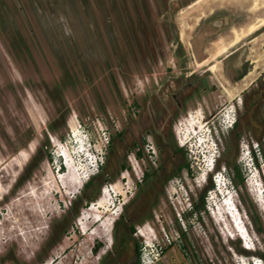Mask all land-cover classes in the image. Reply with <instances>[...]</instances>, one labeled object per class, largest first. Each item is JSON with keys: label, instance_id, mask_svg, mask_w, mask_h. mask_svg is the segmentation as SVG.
Instances as JSON below:
<instances>
[{"label": "rangeland", "instance_id": "374dc122", "mask_svg": "<svg viewBox=\"0 0 264 264\" xmlns=\"http://www.w3.org/2000/svg\"><path fill=\"white\" fill-rule=\"evenodd\" d=\"M196 1L0 0V264L133 262V244L123 246L114 224L147 167L145 155L139 167L133 158L155 131L145 113L150 101L161 106L166 83L191 72L202 79L201 98L190 117L173 122L190 171L165 180L135 222L129 236L140 247L138 264L262 258L264 118L243 107L264 70V26L219 55L215 44L227 46L235 30L264 15V3L205 0L187 8ZM258 6L263 11L252 14ZM225 90H233L231 100ZM229 116L231 127H221ZM247 149L252 156L243 159ZM208 158L216 159L213 171ZM222 165L229 198H217L213 184ZM89 178L94 191L84 188ZM98 202L116 215L108 232L100 221L109 211L99 209L100 221L88 217ZM244 230L252 249L243 247Z\"/></svg>", "mask_w": 264, "mask_h": 264}, {"label": "flooded vegetation", "instance_id": "af4514ba", "mask_svg": "<svg viewBox=\"0 0 264 264\" xmlns=\"http://www.w3.org/2000/svg\"><path fill=\"white\" fill-rule=\"evenodd\" d=\"M192 73L177 77L176 80L170 82V85L166 83L161 90V106L156 107L150 101L148 111L145 113L146 122L153 126L155 131L152 133V138H147L144 144L142 143L140 147L136 148L133 158L136 162V159H140L142 154L145 155L148 160L147 167L145 166V170L142 172L139 188L132 195L130 203L114 225L117 235L120 230L124 233L126 240H124L123 246L127 247L133 244L132 252L135 257L130 264L138 260L140 249L139 244L129 236L131 228L142 217L144 211L153 205L156 193H159L165 180L177 175L182 169L190 171L188 162L182 161L185 152L182 148L183 144L176 141L173 122L184 113H188L189 116V111L201 98L199 88L202 79L196 78ZM209 89L210 91L214 90L211 86ZM202 90H205V87ZM244 98L243 111H250L254 114L259 110L264 118V70L261 79L256 84V89L248 90ZM215 114V111H209V117L215 116ZM168 129H171L173 136ZM137 166L139 167V164ZM141 235L144 236L142 232Z\"/></svg>", "mask_w": 264, "mask_h": 264}, {"label": "bare ground", "instance_id": "6f19581e", "mask_svg": "<svg viewBox=\"0 0 264 264\" xmlns=\"http://www.w3.org/2000/svg\"><path fill=\"white\" fill-rule=\"evenodd\" d=\"M205 0H197L196 2H194V3H192V4H190L187 8H192L193 6H195L196 7V5H201L200 3H203ZM237 1H239V2H241V3H243V4H245V2L247 1V0H237ZM262 1V3H264V0H261ZM206 2V1H205ZM204 2V3H205ZM255 3V2H254ZM255 6V5H254ZM257 6V5H256ZM262 7H264V6H262ZM200 8V7H199ZM264 9V8H263ZM263 9H261V8H259V6L258 7H252L251 9H250V11L252 10V14H254V15H257V13L259 12V11H263ZM211 11H212V9H211ZM248 12V11H247ZM264 14V13H263ZM205 15H207V14H205ZM196 17V16H195ZM200 17V16H199ZM199 17H198V19H199ZM181 18V17H180ZM190 19V18H189ZM197 19V20H198ZM253 20V19H252ZM264 26V15H262V16H257L254 20H253V22H250V23H248L245 27H243L242 29H240V31H239V33L238 32H236V30H235V32H233V37H232V40H230L229 42H227L228 44H227V46L225 45V44H223V43H221L220 41H217L216 42V48H215V54L216 55H219V54H221V53H223V52H225V50H226V48H228L229 46H232V45H234L235 43H237L238 41H239V38H240V36L241 35H247V34H251V33H254L255 31H257V30H259L261 27H263ZM184 30V29H183ZM183 30L181 31V34H180V36H181V39H183L184 38V32H183ZM233 30V29H232ZM231 30V31H232ZM225 40V39H224ZM256 40V39H255ZM254 40V41H255ZM184 41V40H183ZM212 47H214V46H212ZM211 54V53H210ZM213 54V53H212ZM214 55V54H213ZM212 55V56H213ZM215 56V55H214ZM211 57V56H210ZM260 57V56H259ZM209 58V57H208ZM212 58V57H211ZM211 60H214V59H211ZM204 62V61H203ZM215 64V63H214ZM214 64H212L213 66H214ZM211 65V66H212ZM210 66V67H211ZM216 67H218V66H214L213 68H212V70L211 71H213V70H215V68ZM250 74V72L248 73V74H246L244 77H243V79L240 81L241 83H243L244 81H245V79L247 78V76ZM252 78V77H251ZM225 79V78H224ZM248 81V80H247ZM227 82V81H226ZM250 82V81H249ZM249 84V83H248ZM248 84H246V85H248ZM242 86H244V88H246V86H245V82L242 84ZM231 91H233V90H225V92H226V94L228 95V97H230L229 98V100H231L232 98L231 97H233L232 95V92ZM237 91V90H236ZM237 93V92H236ZM235 95H237V94H235ZM190 117V116H189ZM192 120V119H191ZM228 120V117H227V119H226V122H228L227 121ZM191 123V122H190ZM63 155H64V157H65V161H64V165L66 166V168H67V171H69V172H75V169H74V165H73V163H72V161H70V159L68 158V156H66V153L64 154V153H62ZM208 166V165H207ZM209 169V168H208ZM208 172V171H207ZM75 174V173H74ZM85 182V181H84ZM96 206H94V207H92L91 209H89V211H88V217H92L93 219H94V221H100L101 220V217L103 216V213L102 212H100L99 211V209H106V211H109L107 208H108V206H107V203L106 202H98V203H96L95 204ZM108 214H110V216L102 223V221H100L101 222V226H102V228L104 229V231H110V229H111V227H112V224L114 223V221L116 220V215L115 214H113L112 213V211H109V213ZM87 216L85 217V218H83V219H86L87 220V218H88Z\"/></svg>", "mask_w": 264, "mask_h": 264}, {"label": "clouds", "instance_id": "9594fccd", "mask_svg": "<svg viewBox=\"0 0 264 264\" xmlns=\"http://www.w3.org/2000/svg\"><path fill=\"white\" fill-rule=\"evenodd\" d=\"M226 119H227V118H226ZM226 119L223 118V120H222L221 123H224V124H223V125L220 124L221 127H222V126H225V125L227 124ZM227 121H229V123H230V127H231V124H232V117L229 116ZM242 154H243V159H245V157L249 158V157L252 156V155H251V151H250L249 149H247V150H246L245 152H243ZM88 156H89V155H88ZM241 157H242V156H241ZM215 158H216V156H215ZM89 160H90V158H89ZM241 161H242V163L244 164V166L246 165L245 163H248V162L245 161V160H241ZM214 162L216 163V159H214V161L212 162L211 166L209 167V168H210V171H213V170L215 169V165H216V164H215ZM250 166H251V165H250ZM215 175H216V176H220V175H221L222 177H224V178L229 182V185H230L231 189L233 190V185H232V183L228 180L229 177H228V175H227V173H226V170H225L224 165L221 166V170H217V171H216ZM212 178H213V177H212ZM260 259H261V258H260Z\"/></svg>", "mask_w": 264, "mask_h": 264}, {"label": "trees", "instance_id": "16d2710c", "mask_svg": "<svg viewBox=\"0 0 264 264\" xmlns=\"http://www.w3.org/2000/svg\"><path fill=\"white\" fill-rule=\"evenodd\" d=\"M121 168H125L126 169V166L124 165V164H121ZM235 170H236V172H237V178H238V180H239V182L240 183H242V179H241V177L239 176V173H238V168H235ZM93 179L92 178H89L88 180H87V182L84 184V188H88V187H91V189H92V191H94L95 190V188H97V186H93ZM92 197V196H91ZM97 199V198H96ZM95 199V200H96ZM95 200L93 201V202H95ZM200 201H201V205H202V203H203V198L201 197L200 198ZM92 202V203H93ZM252 220H253V222L257 225V220L255 219V218H252ZM115 224H116V222H115ZM114 224V225H115ZM257 229H259V226L257 225ZM131 231H134V229L133 228H131ZM97 247H98V245H97ZM94 250H95V248H94ZM261 259H263L264 260V255H261ZM138 261H139V259L136 261V262H134L133 264H138ZM106 264H114V262H113V259L112 260H108V262L106 263Z\"/></svg>", "mask_w": 264, "mask_h": 264}, {"label": "built area", "instance_id": "2783aa9c", "mask_svg": "<svg viewBox=\"0 0 264 264\" xmlns=\"http://www.w3.org/2000/svg\"><path fill=\"white\" fill-rule=\"evenodd\" d=\"M99 158H98V162L95 164V166H94V170H92V174H97L98 173V168H99V166H101L102 164V159H101V154H99V156H98Z\"/></svg>", "mask_w": 264, "mask_h": 264}]
</instances>
